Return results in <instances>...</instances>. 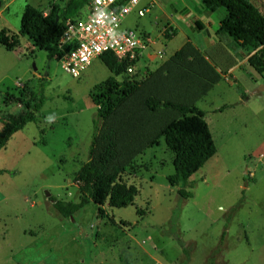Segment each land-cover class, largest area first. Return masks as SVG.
<instances>
[{
    "label": "rangeland",
    "instance_id": "obj_1",
    "mask_svg": "<svg viewBox=\"0 0 264 264\" xmlns=\"http://www.w3.org/2000/svg\"><path fill=\"white\" fill-rule=\"evenodd\" d=\"M70 1L4 0L10 5L0 17V32L21 37L28 5L48 15L50 3L59 4L63 16L68 15ZM249 1L264 14L262 0ZM147 2L149 13L144 18L129 15L124 27L145 31L155 42L152 55L164 54L152 64L150 53H145L135 74L117 79L140 83L156 75V85L163 89L161 83L197 76L193 63L179 64L171 54L184 39L181 32L196 45L209 37L218 42L225 9L212 13L203 0ZM171 23L180 33L175 29L177 39L168 46L161 30L174 28ZM199 23L206 29L200 30ZM22 38L20 49L12 52L0 44V130L11 116L25 112L31 92L43 90L46 103L37 122L14 134L0 152V264H264V156L259 153L264 143V78L248 62L237 81L220 82L202 100L181 89L161 95L149 82L118 112L120 117L130 104L128 111L144 110V101L153 96L206 113L217 154L191 177V199L181 198L178 188L169 184L174 154L157 137L152 140L157 143L140 151L122 173V183L138 189L132 206L118 209L106 204L101 213L90 202L65 219L53 200L79 201L75 174L90 161L98 120L90 93L112 74L95 59L80 78H73L46 52L33 49L32 39ZM164 65L168 67L156 74ZM155 116L157 129L182 117L163 109ZM102 129L103 123L97 134ZM123 137L129 142L132 135Z\"/></svg>",
    "mask_w": 264,
    "mask_h": 264
},
{
    "label": "trees",
    "instance_id": "obj_2",
    "mask_svg": "<svg viewBox=\"0 0 264 264\" xmlns=\"http://www.w3.org/2000/svg\"><path fill=\"white\" fill-rule=\"evenodd\" d=\"M203 3L212 13H216L220 8L226 11V16L221 20L216 32L218 42L208 46L205 55L224 76L241 62L248 60L250 67L264 78V15L260 10L249 0H203ZM88 4L89 0H71L66 12L68 15L63 16L59 4L51 2V11L48 15L28 5L22 15L20 36L29 37L35 42L37 49L47 53L49 60L58 61L63 55L59 49V42L65 31L66 21L80 18L82 16L80 11ZM198 27L202 30L204 25L199 23ZM172 30L173 35L165 36L168 41L175 35V29ZM19 38L17 35L9 36L4 31L0 32V44L9 52L19 48ZM242 51H247L248 54L244 55ZM197 54L195 48L189 44L176 53L172 61L176 59L179 64L190 63L189 59ZM99 59L109 69L112 77L96 85L90 93L91 100L97 107L98 120L95 122L96 131L90 148V161L75 174L80 193L79 201L66 203L53 200L54 209L63 218L69 219L90 202L98 206L101 213H103L102 207L106 204H109L110 208L118 209L132 206L138 195V189L133 185L127 186L122 183V173L140 151L149 149L148 145L157 143L152 142L157 137L164 139L167 149L174 154V173L168 177L169 184L178 188V195L181 198L191 199L193 197L192 192L189 191L193 186L190 183L191 177L217 154V147L209 125L205 121L204 112L195 106L188 107L153 96L144 101L146 108L144 110L140 108L139 112L132 111L133 109L128 111L127 109L132 108L130 104L120 114L122 120L118 112L149 82L152 84V90L156 92L160 90L161 95L172 90L178 92L181 89L189 91L192 98H196L197 101L207 96L209 87L198 81L200 86L195 91L196 78L191 75H182L181 78L173 79L171 83H161L165 91L156 85L158 82L156 75L155 78L151 75L140 83L127 79L119 81L117 78L125 73L132 75L128 73V68L132 64L119 60L110 53L101 55ZM166 65L159 68L156 74L164 71L168 67ZM136 66L137 64L134 71ZM45 103L43 90L30 93L25 112L11 116L0 130V152L14 134L22 131L28 124L37 122L38 114ZM159 109L178 111L182 117L157 129L153 119ZM139 121L141 125H137ZM101 123L103 129L97 134ZM122 134L132 135L131 140L126 142ZM123 153H126V157ZM225 236L226 232L222 234V242Z\"/></svg>",
    "mask_w": 264,
    "mask_h": 264
},
{
    "label": "built area",
    "instance_id": "obj_3",
    "mask_svg": "<svg viewBox=\"0 0 264 264\" xmlns=\"http://www.w3.org/2000/svg\"><path fill=\"white\" fill-rule=\"evenodd\" d=\"M144 1L89 0L87 9L80 18L66 21L65 31L59 42L63 55L58 62L63 71L73 78H80L95 59L110 53L119 60L132 64L128 73L134 74L135 65L155 45L145 31L124 27L129 15L135 13L138 18H144L149 13L151 4H144ZM161 32L173 35V30L166 26ZM163 54L161 51L156 56L162 58Z\"/></svg>",
    "mask_w": 264,
    "mask_h": 264
},
{
    "label": "crops",
    "instance_id": "obj_4",
    "mask_svg": "<svg viewBox=\"0 0 264 264\" xmlns=\"http://www.w3.org/2000/svg\"><path fill=\"white\" fill-rule=\"evenodd\" d=\"M3 1L4 0H0V2H1L0 17L3 16V14L8 10L9 5H10V2L8 4H6V5H4ZM6 1H8V0H6ZM173 23H171V25H173L172 27H174V29H176V31L178 32L179 31L178 27L175 24H173ZM203 29H206L205 25H204ZM179 33H180V31H179ZM181 33H182L181 35L184 37V39L181 42H179L178 47L172 52L171 57L175 56V54L178 53L179 51H182L189 44L192 45L195 48V50L197 51L198 54L195 55V56H192L189 59L190 63L194 64L195 71H197V73H198L197 76H195V78H196L195 91H197L199 89V86H200L199 82H202L207 87H209V90L207 92V94H209L210 92L214 91V89L222 81H225L228 85H230L229 78L230 79H234L235 81L238 80V77H236L237 73H241L240 71L242 70V68L245 67L246 63L248 62L247 60H245L238 67L233 69L228 75L224 76V75H222L220 73V71L217 69V67L211 62V60L205 55V49L208 46L215 44L217 41H215L212 37H209L208 40H205L206 38L205 39L203 38V40L201 41V44L200 45H198V44L196 45V44H194V42L191 40V38L187 34H185L184 32H181ZM11 36H13V35H11ZM17 36H19V35H17ZM177 36H178V34L175 33V35L173 36L175 38L173 40L171 39L170 42L168 41L165 44H168V46H170V44H172L177 39ZM26 38L30 39L29 37H26ZM23 39L24 38H22V37L19 38L21 46H22ZM34 45H33V49H36V47ZM17 49H20V46ZM168 50H169V47H168ZM149 53L150 54H147V56L149 58H151V59L148 58V60L152 61V64H153L154 59L158 58V56L155 57V56L152 55V54H156V52H155L153 47L149 51ZM215 81L217 82V84H216ZM261 88H263V87H261ZM229 107L230 106H228L227 108H229ZM215 112L222 113L223 111H221V110L217 111L216 110ZM204 114L206 116V113H204ZM259 153H260L261 156H264V143L260 147Z\"/></svg>",
    "mask_w": 264,
    "mask_h": 264
},
{
    "label": "water",
    "instance_id": "obj_5",
    "mask_svg": "<svg viewBox=\"0 0 264 264\" xmlns=\"http://www.w3.org/2000/svg\"><path fill=\"white\" fill-rule=\"evenodd\" d=\"M0 7H1V2H0Z\"/></svg>",
    "mask_w": 264,
    "mask_h": 264
}]
</instances>
